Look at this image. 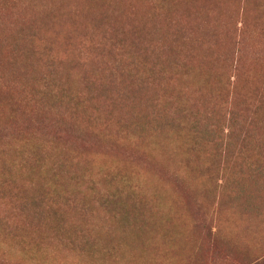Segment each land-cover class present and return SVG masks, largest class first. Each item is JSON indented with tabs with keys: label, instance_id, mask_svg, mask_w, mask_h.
Listing matches in <instances>:
<instances>
[{
	"label": "rangeland",
	"instance_id": "obj_1",
	"mask_svg": "<svg viewBox=\"0 0 264 264\" xmlns=\"http://www.w3.org/2000/svg\"><path fill=\"white\" fill-rule=\"evenodd\" d=\"M0 264H264V0H0Z\"/></svg>",
	"mask_w": 264,
	"mask_h": 264
},
{
	"label": "trees",
	"instance_id": "obj_2",
	"mask_svg": "<svg viewBox=\"0 0 264 264\" xmlns=\"http://www.w3.org/2000/svg\"><path fill=\"white\" fill-rule=\"evenodd\" d=\"M102 16H103V18L104 19H106V18H108V16H106V14H102ZM77 96L74 98L73 97V99L74 100H76L77 102H80L81 101V97H79L80 96V93L79 94H76ZM64 97H65V95H64V91L62 90V91H60V92H58L57 93V95H55V101H56V98H57V104L58 105H61L62 107L64 106ZM76 102V104L77 105H79L78 103ZM237 114H236V111H234L232 114H231V120H232V122H231V124L233 125V127L235 128L236 127V125H237V123H236V116ZM196 118H198L197 116H195ZM209 124H207V123H204V122H201V120L200 119H197L196 121H195V124H194V133L197 135V136H205V137H211V135H212V130H211V128L208 126ZM41 127H44V124H43V122H42V124H41ZM61 131H63V130H65V129H60ZM232 130V129H231ZM58 169L60 170L61 169V167H58Z\"/></svg>",
	"mask_w": 264,
	"mask_h": 264
},
{
	"label": "bare ground",
	"instance_id": "obj_3",
	"mask_svg": "<svg viewBox=\"0 0 264 264\" xmlns=\"http://www.w3.org/2000/svg\"><path fill=\"white\" fill-rule=\"evenodd\" d=\"M218 4V3H217Z\"/></svg>",
	"mask_w": 264,
	"mask_h": 264
}]
</instances>
